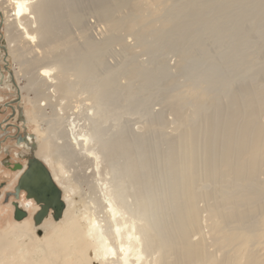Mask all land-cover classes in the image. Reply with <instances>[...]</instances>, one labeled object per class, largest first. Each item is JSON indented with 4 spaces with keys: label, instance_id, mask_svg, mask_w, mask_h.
Here are the masks:
<instances>
[{
    "label": "bare ground",
    "instance_id": "6f19581e",
    "mask_svg": "<svg viewBox=\"0 0 264 264\" xmlns=\"http://www.w3.org/2000/svg\"><path fill=\"white\" fill-rule=\"evenodd\" d=\"M170 1L185 2V7L176 12L179 15L174 27L160 32L155 31L145 38L140 36L135 39L133 47L128 45L127 49H121V54L124 56H122L121 62L118 60L119 63L108 65L103 58L104 53L109 52L106 43L110 41L118 43L122 47L125 45L118 35H111L105 41L97 39L99 43H94V39L89 37L82 44L80 39L72 38L58 45L63 37L70 34L71 27L68 29L65 18H68L72 26L78 27L83 23V17L79 14L78 8L75 10V0H0V6L5 14V16L3 15L4 21L8 24V28L11 27V36L14 38L11 42H21L18 46L10 47L11 52L15 59H26L22 65L31 63L30 69L14 70L15 73L12 72V77L16 82L23 74H29L34 78L30 84L37 93L34 104L39 122L43 119L47 121V108L54 107L53 101L57 99L60 102L59 107L61 104L64 105L61 103V98L56 97L55 92L57 86L55 73L59 68L67 72H79L78 81L73 83L77 90L67 83L70 94L75 93L76 97H82L84 93L81 90L91 86V94L94 95L97 102L88 104L78 102L82 106L79 116L83 124H78L67 117L68 124L62 130L61 117L57 116L58 118L54 122H48V136L43 134L44 131L40 133V130H38L39 136L28 134L29 141L36 144L39 140L42 148L49 150L52 160L60 167L58 170L55 169L54 177L65 189L68 202V188L65 183H68L70 189H81V185L73 180L69 182L68 164L73 161L79 162V173L75 175L74 179L90 185L94 192V197L89 198V203L85 202L83 206L70 207L74 211V215L81 218L75 219L74 215L70 213L68 221L74 224L73 221L77 220L78 223H75L77 225L83 223V228L76 227L80 231L81 237L79 234H72L73 239L79 243L78 248L67 251L56 245L47 246L43 242H37L38 238L35 236L32 237L33 241H37L29 243V235L27 237L24 233L21 235L12 234L7 237L11 244L8 246L6 255L8 261L4 258L0 260V264H62L55 260L50 263L45 261H48L51 255L71 258L72 254H74L75 260L71 261V258L69 262L74 264H238L237 261L229 263L222 257L223 255L212 251L210 226L220 224L226 228L228 226L238 227L247 221L248 211L238 203H230L228 212H222L225 205L218 202V197L214 203L211 202L212 196L205 193L204 183L206 182L219 186L216 193L220 198L236 191L223 186L222 180L218 178L219 170L214 168L211 163V160H216V158H212L207 150L200 147V143L207 140L209 134H206L204 138H198L196 129H190L188 135L190 143L194 145L192 150L186 149L185 145L181 143L176 145L172 141H167L165 145L169 148V171L180 175V179L177 175L171 176L167 184L159 189V191L161 190L160 194H151L148 189L147 173L148 170L154 173L152 168L156 164L148 160L149 148L143 134L148 133L152 127L157 128L158 133L162 134L159 142L162 145L165 141L164 137H166L164 132L166 124L163 125V121L155 124H146L141 121L136 122L135 126L142 124V127L135 130L133 122L129 120L130 113H126L124 122H119L117 126H111L113 130L109 133L103 127L109 121H117L118 111L114 109L112 115L109 112L111 107L99 102L98 97L101 95V91L108 89L112 92L118 86L121 87L120 91L124 98L128 97L130 94L128 82L119 84L115 77L130 67H133L137 72L146 70L153 59L137 61L133 53L137 48L144 49V52L154 50L155 48L152 49L151 45L156 47V43L150 42L149 39L157 37V41H171V31L176 29L186 33L207 32L209 37H214V44L217 42L224 47L223 50H221L223 47H218L217 55L224 51L241 53L244 48L253 44L250 41L253 34L257 35L258 33L264 39V0ZM124 6L125 3L122 0L115 4V16L110 26L115 23L119 24L124 19L135 15V9L123 10ZM108 11L111 12L109 8ZM9 12L10 15H8ZM97 14L101 16L100 9L97 10ZM7 15L8 19L5 18ZM67 44H71V47L80 44L72 54L78 56L87 53L90 48L97 47L99 49L89 56L85 63H83L85 57L81 56L78 60L67 58L57 65L53 62L54 57ZM195 45L203 46L204 44L197 43ZM5 46L6 56H8V45ZM65 49L66 52L69 48ZM84 51L86 52L84 53ZM181 52L184 54L183 50ZM27 53L33 55L32 59L34 60L29 59L25 55ZM113 53L116 54V52ZM230 57L232 54L220 58V64L217 63L218 59L213 58L215 62L207 67H199L195 64L196 69L188 70L183 77L191 80L203 79L207 84L204 89L205 94L216 90V97L221 91L217 89L218 84L220 88L221 82L232 81L227 89L229 90L228 95L230 94L233 99L244 97L241 85L243 81L248 78H256V93L251 91L249 97H245L244 102L246 106L257 102V90L260 91L264 87V60L256 65L249 55H244L237 62H231ZM190 61L186 60V65ZM198 61L197 59L193 63ZM5 62L8 63L7 60ZM41 62L46 64L37 67ZM199 62L203 64L207 60L201 59ZM240 62L249 66L245 77H241L244 70L232 71L233 64ZM161 63L156 65L155 72H164L162 67L164 64L161 66ZM100 66L104 67L99 70ZM115 71H118L119 74H116ZM9 72L11 74V71ZM167 72L170 71L167 70ZM83 75H89L90 80L84 79ZM235 86L237 92L234 91ZM14 88L18 93H22L17 83ZM200 88L196 87V89ZM44 90L49 93H44ZM221 134L222 140H230L232 135L227 127L223 128ZM42 135L43 139H41ZM137 137L139 139H136ZM260 138L264 140L263 136ZM32 149H34L33 145ZM36 149L37 152L39 147L37 146ZM164 163H166V158L162 157L160 165ZM199 165L200 168L197 170ZM201 173H206L209 177H204L200 175ZM251 174L254 176L253 172ZM108 177L110 178L108 179ZM260 177L262 176H257V184L264 189V183H259ZM263 212L264 207L257 205V215ZM2 237L0 236V250L7 246V239L2 242ZM2 243L3 245H1ZM248 243L252 246L249 247V252H251L254 249L255 240L250 239ZM41 250L43 255L39 257L38 252ZM77 251L82 254L84 259L81 254L76 255ZM30 252L35 254L30 256ZM18 253L20 257H16ZM254 259L256 258H249L247 264H250Z\"/></svg>",
    "mask_w": 264,
    "mask_h": 264
},
{
    "label": "rangeland",
    "instance_id": "374dc122",
    "mask_svg": "<svg viewBox=\"0 0 264 264\" xmlns=\"http://www.w3.org/2000/svg\"><path fill=\"white\" fill-rule=\"evenodd\" d=\"M118 1L119 0H80L78 2V0H75V10L78 8L79 14L83 17V23L81 26L78 25V27H76L73 25V27L68 18H65L68 29L71 27V29H69L70 34L63 37L62 40L58 42V45L72 38H76L77 40L80 39L79 41L82 44V42L89 37L94 39V43H99L97 39L105 41L108 40V37H111V35H118L125 45L122 47L118 43L108 41L106 45L109 48V52L106 51V54L104 53L103 56L106 61L105 63L108 65L116 64L121 62L124 57L121 54V49L126 48L128 45L133 47L135 39H138L140 36L145 38L148 34H152L155 31L160 32L168 30V28H173L179 15V13L176 12L185 7V2L170 0H122L125 3L123 10H127L128 8L135 9V15L129 19H124L119 24L115 23L113 26H110L115 16V4ZM108 8L111 12L108 11ZM99 9L101 10V16L97 14V10ZM10 14L9 12L8 15ZM3 15L5 16L3 8L0 6V42L4 40L5 44L8 45V56H6V53L0 48V111L2 110L0 121L7 118L10 114L9 111L3 109L4 104L17 100V102H19L18 107H20L21 110L22 121H27L26 127L28 133H34L39 136L38 130H40V133L44 131L43 134L48 136V122H54L58 118L57 116L61 117L60 125H62V130L68 124L67 117L78 124H83L79 116L82 106L78 102H82L83 104H88L90 102L97 103L94 95L91 94V86L84 87L81 90L84 93L82 97H76L75 93L70 94L67 83L70 87L77 90L73 83L78 81L80 77L79 72H67L60 68L55 73V80L57 83L55 92L57 94L56 97L61 98V103H64V105L61 104L59 107L60 102H58L57 99L53 101L54 107L47 108V121L43 119L44 122H39L34 104V98L37 96V93L35 88L30 84L31 80L34 78L29 74H23L16 82L13 81L14 78L12 80V76L9 72L15 73L14 70L30 69L29 66L31 63L22 65V62L26 59H15L12 54L10 47L15 45L18 46L21 42H11V40L14 39L11 36V27L8 28V24L5 23ZM8 15L5 17L6 19H8ZM64 15L67 16L66 14ZM9 38L11 39L9 40ZM149 40L154 44L156 43V47L151 45L152 49L155 48L151 50L153 53L151 51V54L150 52H144L142 48L135 49L133 53L137 61L153 59L148 67L146 65V70L137 72L133 67H130L126 69L125 72L121 71L120 75L115 77L119 84L128 82L127 84L130 90L128 97L126 99L124 98L123 93L120 91L121 87L118 86H116V89L112 92L108 89L101 91V95L98 97L99 102L109 105L111 107L109 112L112 115L114 109L118 111L117 121H109V123L106 125L104 124L103 127L106 128V132L108 131L107 133H109L113 130L111 126H117L119 122H124L126 113H130L129 120L133 122L132 124L135 130L138 127H142V124L135 126L136 122L138 123L141 121L146 122V124H155L163 121V125L166 124L164 130L166 137H164L165 141L162 145L159 143L162 134L158 133L159 131L157 128L152 127L149 129L148 133L143 134L145 137L144 140L147 142L149 148L148 160L156 164V166L152 168L154 173L149 170L147 173L148 189H150L151 194H160L161 190L159 191V189H162L163 186L167 184L171 176L177 175L180 179V175L173 174L169 171V148L165 145L167 141H172L176 145L181 143L185 145L186 149L192 150L194 145L190 143L188 135L190 129H196L198 138H204L206 134H209V138L203 140L200 143V147L203 150H207L212 158H216V160H211V163L214 168L219 170L218 178L222 180L223 186L233 188L236 191L231 195L220 198L216 193L219 186L206 182L204 183L206 186L205 193L212 196L211 202L214 203L218 197V202L225 205L222 212H228L230 203H238L248 211L247 221L238 227L228 226L226 228L220 224H212L210 226L213 246L212 251L223 255L222 257L229 263L237 261L238 264H247L249 258H256L250 264H264V212L257 215V205L264 207V189L257 184V176H262L259 179V183H264V140L260 138L261 136L264 137V87L260 91L257 90V102L246 106L244 102L245 97H249L251 91H255L257 88L256 78H248L243 81L241 85L244 90V97L233 99L230 94L228 95L229 90L227 89L232 81L226 80L221 82L220 88L218 84L217 89L221 91L216 97V90L209 94H205L204 89L207 87V84L203 79L191 80L183 77L188 70L194 71L196 65L199 67H207V65L214 63L215 59H218L217 63L220 64V58L229 54H232V57H230L231 62H237L244 55H249L252 61H255L257 65L258 62L264 60V39L261 38L258 33L257 35L253 34L250 40L253 44L244 48L241 53L224 51L219 55L216 53H218L219 48L223 46L217 42L214 44V37H209L207 32L192 31L186 33L185 31L176 29L171 31V41H157V37ZM197 43H203L204 45L196 46L195 44ZM69 46L71 47V44H67L64 48H61L62 50L54 57L53 62L58 65L60 61L66 60L67 58L78 60L82 56L85 57L83 60V63H85L89 56L93 55L95 51L99 49L97 47L90 48L87 50V53L84 51L85 54L78 56L72 54L75 53V48L79 47L80 44L71 48ZM65 48L69 49L65 52ZM223 49L224 47L221 50ZM182 50L184 54L181 52ZM112 51L116 52V54ZM25 55H27L29 59L33 57V55L28 53ZM5 59H7L8 63L5 62ZM194 59H198L199 61L205 59L207 62L203 64L199 61L193 63L195 62ZM118 60L119 62H117ZM186 60H191L187 63L188 65H186ZM159 63H161V66L164 64L162 66L164 68L163 73L162 71L161 73L154 71L156 65ZM45 64V62H41L37 67H42ZM183 66L184 68H182ZM103 67L104 66H100L99 70ZM232 68L233 72L244 70L241 77H245L249 66L244 62H240L234 63ZM167 70L170 72L168 73ZM115 73L119 74L118 71H115ZM67 77L70 79L68 80ZM83 78L90 80L89 75H83ZM105 80L107 79L105 78ZM13 82L15 84L17 83L21 88V94L16 91ZM197 86L201 88L196 89ZM234 89V91L237 92L236 86ZM44 93H49V91L44 90ZM19 94L21 97L20 101H18ZM93 127L96 128V126ZM224 127H227L232 133L230 140H222L221 133ZM43 138L42 135L41 139ZM136 139L139 138L137 137ZM42 149L45 150L49 156H47L46 159L45 154V157L42 154L39 158L44 160L55 174V169L58 170L60 167L52 160L49 150L46 148ZM51 153L53 154L52 151ZM162 157L166 158V163L160 165ZM47 160L51 163L50 165ZM78 164L79 162L74 161L68 164L69 182L73 180L75 183L81 185V189H70L66 182L65 185L68 188V202L65 189L61 186L66 203H69L67 204V206H69L67 207L66 215L63 216V220L58 223L53 221L46 222L44 227L45 233L43 238H41L43 239L42 242L47 246L56 245L67 251L78 248L79 243L77 240L73 239L72 234L76 233L81 237V233L76 227L83 228V223L79 225L75 224L78 223L77 220L73 221L74 224L68 221L70 216H68V214L72 213V215H74V211L70 207L76 205L83 206L85 202L89 203V198L94 197V192L90 185L74 179L75 175L79 173ZM75 168H77V170H75ZM199 168L200 165L197 167V170ZM229 172H231V175H229ZM251 172L254 173V176ZM200 175L209 177L206 173H201ZM109 178L110 177H108V179ZM74 217L75 219L81 218L76 215H74ZM22 230L25 231L26 236H28L27 234L31 235L33 232L28 222L21 225L11 224L5 229H0V234L3 235L2 242H5L7 239V246H4L5 248L0 250V260L5 258L8 261L6 255L8 253V246L11 244L7 237L12 233H18ZM34 236L36 237L35 234ZM250 239L255 240L254 249L251 252H249V247L252 246L248 243ZM36 241L37 240L33 241L31 239L29 243ZM1 245H3V243ZM33 254L35 253L30 252V256ZM80 254L79 251L76 252V255ZM42 255L43 252L41 250L38 252V256L41 257ZM16 257H20L19 253ZM70 257L72 259L69 257H56L51 255L49 260L45 262L50 263V261L55 260L62 264H74L73 262H69L70 259L71 261L75 260L74 254ZM82 258L84 259L83 256Z\"/></svg>",
    "mask_w": 264,
    "mask_h": 264
},
{
    "label": "flooded vegetation",
    "instance_id": "af4514ba",
    "mask_svg": "<svg viewBox=\"0 0 264 264\" xmlns=\"http://www.w3.org/2000/svg\"><path fill=\"white\" fill-rule=\"evenodd\" d=\"M18 103L17 100L5 103L3 109L10 114L0 121V229L28 222L38 241L42 242L45 223L63 220L67 203L54 173L39 158L45 154L47 159L49 155L40 142L29 141L27 121H22ZM47 162L51 164L49 160ZM33 232L27 234L28 241L33 240ZM23 233L26 236L24 230L12 234Z\"/></svg>",
    "mask_w": 264,
    "mask_h": 264
},
{
    "label": "water",
    "instance_id": "95a60500",
    "mask_svg": "<svg viewBox=\"0 0 264 264\" xmlns=\"http://www.w3.org/2000/svg\"><path fill=\"white\" fill-rule=\"evenodd\" d=\"M6 44H5V41L4 40H2L1 42H0V47L3 49V51L6 53V46H5ZM7 54V53H6ZM5 60H7V59H5ZM11 76H12V72H11ZM12 79H13V77H12ZM14 81V80H13ZM15 84V83H14ZM15 86H16V84H15ZM18 101H20V97H19V100Z\"/></svg>",
    "mask_w": 264,
    "mask_h": 264
}]
</instances>
